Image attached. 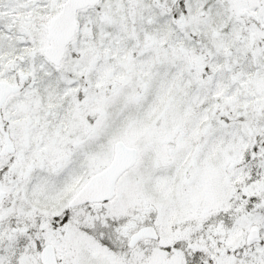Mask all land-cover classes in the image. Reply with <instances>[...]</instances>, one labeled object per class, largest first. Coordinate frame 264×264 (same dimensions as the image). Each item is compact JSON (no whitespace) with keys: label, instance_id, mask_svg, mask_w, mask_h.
Segmentation results:
<instances>
[{"label":"snow or ice","instance_id":"obj_1","mask_svg":"<svg viewBox=\"0 0 264 264\" xmlns=\"http://www.w3.org/2000/svg\"><path fill=\"white\" fill-rule=\"evenodd\" d=\"M0 264H264V0H0Z\"/></svg>","mask_w":264,"mask_h":264}]
</instances>
